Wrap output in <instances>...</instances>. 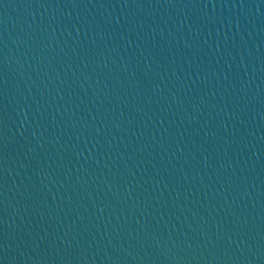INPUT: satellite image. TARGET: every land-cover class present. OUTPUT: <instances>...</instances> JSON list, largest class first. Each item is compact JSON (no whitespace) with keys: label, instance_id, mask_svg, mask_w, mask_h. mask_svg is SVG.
<instances>
[{"label":"water","instance_id":"obj_1","mask_svg":"<svg viewBox=\"0 0 264 264\" xmlns=\"http://www.w3.org/2000/svg\"><path fill=\"white\" fill-rule=\"evenodd\" d=\"M0 264H264V0H0Z\"/></svg>","mask_w":264,"mask_h":264}]
</instances>
